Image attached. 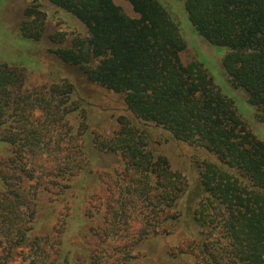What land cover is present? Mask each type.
<instances>
[{
    "label": "rangeland",
    "instance_id": "1",
    "mask_svg": "<svg viewBox=\"0 0 264 264\" xmlns=\"http://www.w3.org/2000/svg\"><path fill=\"white\" fill-rule=\"evenodd\" d=\"M113 1L130 18H139L124 0ZM158 1L180 24L186 42H202L182 0ZM0 9V72L7 78L9 69L19 73L15 82L0 86V93L5 90L13 99L0 120V264H65V258L70 264H202L200 240H195L199 229L189 217L208 197L201 174L205 163H218L217 157L140 122L123 95L92 84L81 68L52 55L49 47H68L75 37L88 36L74 16L46 0H6ZM21 21L31 35L43 21L42 41L33 45L18 37L14 27ZM51 35L57 44L49 41ZM206 48L220 61L227 54ZM197 56L190 46L180 60L186 66ZM200 60L243 119H252L255 109L238 99L222 62L204 54ZM66 84L71 90L59 93L56 86ZM47 101L62 104L61 112L51 113ZM124 123L144 133L149 147L181 175L184 194L174 214L184 217L178 223L169 222L164 210L157 213L154 196L144 191L129 164L97 146L113 139ZM29 133L35 134L36 146Z\"/></svg>",
    "mask_w": 264,
    "mask_h": 264
},
{
    "label": "trees",
    "instance_id": "2",
    "mask_svg": "<svg viewBox=\"0 0 264 264\" xmlns=\"http://www.w3.org/2000/svg\"><path fill=\"white\" fill-rule=\"evenodd\" d=\"M46 1L74 16L88 33L85 38L75 37L68 47H49L52 55L81 68L92 84L123 95L128 111L140 122L217 157L218 163H205L201 174L208 197L189 217L190 225L199 229L195 240H200L202 264H264V141L254 132L264 135V0H182L202 40L196 45L186 42L180 24L158 0H124L138 19L127 16L113 0ZM24 24L14 27L17 36L33 45L41 42L43 21L35 35L27 34ZM49 41L57 44L52 35ZM190 46L198 56L185 66L180 56ZM205 46L227 54L220 61ZM201 54L213 63L215 58L222 62L238 99L255 109L252 119L248 116L245 121L235 102L217 87L206 64L200 62ZM5 73L0 72L2 89L3 82H15L19 76L12 69L9 78ZM71 88L56 86L61 94ZM3 91L0 120L13 101ZM55 105L48 102L54 115L62 109V104ZM29 134L33 137L28 141L36 146L35 134ZM97 146L129 164L144 191L154 196L158 214L167 212L171 223L184 217L174 214L184 194L181 175L149 147L144 133L124 123L113 139ZM65 264H70L68 258Z\"/></svg>",
    "mask_w": 264,
    "mask_h": 264
}]
</instances>
